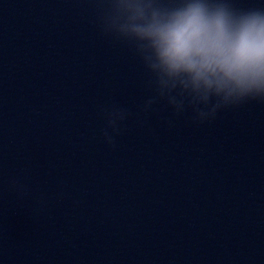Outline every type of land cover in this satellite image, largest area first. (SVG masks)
Listing matches in <instances>:
<instances>
[{
	"label": "clouds",
	"instance_id": "clouds-1",
	"mask_svg": "<svg viewBox=\"0 0 264 264\" xmlns=\"http://www.w3.org/2000/svg\"><path fill=\"white\" fill-rule=\"evenodd\" d=\"M103 32L127 43L150 75L154 95L143 110L166 102L195 122L250 101L264 103V6L233 0H95ZM124 109L108 113L119 132ZM106 143L115 146L106 129Z\"/></svg>",
	"mask_w": 264,
	"mask_h": 264
}]
</instances>
